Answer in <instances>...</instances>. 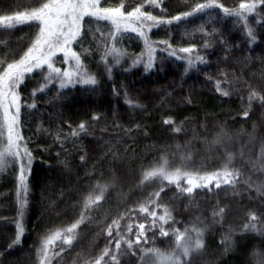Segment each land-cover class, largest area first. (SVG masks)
<instances>
[{
	"label": "trees",
	"instance_id": "16d2710c",
	"mask_svg": "<svg viewBox=\"0 0 264 264\" xmlns=\"http://www.w3.org/2000/svg\"><path fill=\"white\" fill-rule=\"evenodd\" d=\"M41 2L0 0V15L30 10ZM102 2L104 6H114L121 0ZM123 2L130 10L143 0ZM196 2L198 0H165L164 8L167 15H176L188 11ZM221 2L233 8L240 0ZM144 9L162 14L159 8L144 5ZM260 15H264V9L252 14L248 21L257 36L251 43L242 22L235 16H226L220 9L211 13V19L207 14L197 15L179 24L174 22L171 26L152 28L148 32L151 41L170 39L177 49L197 45L193 56L202 55L205 62L187 73L186 61L160 51L162 46L157 47L153 69L146 72L143 64L133 66V59L146 54L144 39L131 31L119 34L117 46L127 55L120 65L114 66L111 77L100 63L96 41L88 31L89 26L95 30L96 24L86 23L81 44L83 48H91L92 54L84 53L81 44L74 47L82 53L89 71L97 74L98 83L95 86H69L59 94L55 86H50L46 93L37 94L35 110L23 108L21 132L34 160L28 172V191L26 194L20 191L19 197V165L12 163L0 172V252H3L0 264H36L35 249L41 237L74 222L83 210V196L91 186L97 181L105 183L116 177L100 207L85 210L93 223L80 227L74 247L62 254V261L57 260L56 264H73L78 253L81 254L80 264L82 258H95L105 247V235L100 234L101 227L96 221L103 220L106 215L114 216L125 206L131 207L158 190L159 180L146 187L137 186L142 177V166L158 162L161 156L167 155L171 166L175 167L180 164L182 153L191 152L189 168L211 172L225 162V150L235 154L233 166L244 173L235 188L222 185L216 189L213 185L211 191L196 189L190 203L188 198L170 199L176 191L175 185H171L161 202L171 205L172 215L178 221L176 225L169 222L173 227L183 229L192 223L203 226L196 217L208 225L204 237L206 248L202 254L194 255L193 264H254L252 252L264 250V235L251 230L245 232L243 225L248 221L249 213L255 211L261 217L258 226L264 228V194H258L254 187L249 188L244 180L251 176L254 182L264 181V171L254 169L251 163L257 160L264 146V106L253 102L248 117H244L242 111L248 106L250 89L247 85L264 92V23H257ZM202 23L208 32L213 28L217 30L208 47L205 46L208 37L198 30ZM101 28L108 33L111 25L102 22ZM37 31L35 22L12 27L0 25V41H6V45L0 44V57L7 54L9 61L19 58ZM222 72L233 81L230 96H223L215 89V80H223ZM39 80L37 74L21 88L22 98L29 103L32 89L38 86ZM128 99L138 103L139 107L130 106ZM94 114H99L100 119L93 121ZM168 116L173 117L176 124L183 122L181 132L174 133L175 125L163 123ZM81 121H85L88 128L78 138L69 137L62 147L55 139L57 129L62 128L64 135L69 131L68 122L75 127ZM221 128L232 139L225 137L222 145H213L211 141ZM128 129H131L130 134H126ZM178 144L182 146L179 151ZM81 155L86 156V163L80 160ZM25 199L22 244L9 251L7 244L14 238L20 202ZM217 205L226 208L220 222L214 221L212 216ZM148 235L151 241V230ZM225 236H231V241L222 243ZM132 238H135L134 234ZM172 241L174 237H160L156 231V247L167 249ZM145 246L153 244L150 242ZM112 247L114 250V245ZM54 250L58 251V248ZM121 264H139V248L136 254L128 251L122 255Z\"/></svg>",
	"mask_w": 264,
	"mask_h": 264
},
{
	"label": "snow or ice",
	"instance_id": "6c2138e0",
	"mask_svg": "<svg viewBox=\"0 0 264 264\" xmlns=\"http://www.w3.org/2000/svg\"><path fill=\"white\" fill-rule=\"evenodd\" d=\"M164 2L165 0H143V3L136 4L135 7L127 10L123 0L114 6H104L102 0H42L39 6L32 7L30 10L16 11L11 15H0V25L12 27L35 22L38 27L30 46L19 58L9 61L6 58L7 54L0 57V172L5 171L12 163L19 165L18 197L20 191L25 194L28 191V172L34 160L33 152L21 132L23 108L26 106L30 110H35L37 94L46 93L50 90V86H55L59 94L60 90L69 86L77 84L95 86L98 83L97 74L89 71L82 53L74 47L76 44H81L85 37L86 23L96 24L95 30L89 26L88 31L92 33V39L96 41V50L100 52V63L103 64L109 77L112 75L114 66L120 65L127 55L126 51L117 44L118 35L128 31L137 33L144 39L147 59L143 58L142 53L132 60V65L143 63L146 72L155 67V53L158 46H162L160 51L167 52L169 56L186 61L185 73L205 62L204 56L199 54L193 56V53L197 52L196 44L177 49L170 39L151 41L148 38V32L154 27L171 26L174 22L179 24L197 15L207 14L211 19V13L215 9H220L226 16H235L238 21L242 22L250 43L257 40L248 21L252 14L257 13L259 9H264V0H240V3L233 8L225 6L221 0H198L188 11H181L176 15L166 14ZM144 5L154 9L159 8L162 14H153V11L145 10ZM86 17L89 18L87 21ZM102 22L111 25L108 33L102 30ZM257 23H264V15L258 16ZM198 30L208 37L205 39V46H210L209 40L217 34V30L213 28L212 32H208L203 23L199 25ZM0 44L6 45V41H0ZM81 47L83 48L82 44ZM83 52L91 55L92 49L83 48ZM181 53L185 55H180ZM37 74L40 80L38 86L32 89L29 103L22 98L21 88L28 79L35 78ZM221 76L223 80H215V89L223 96H230L232 93L229 88L233 81L228 79L226 72H222ZM225 84L229 87H225ZM247 87L250 91L247 97L248 106L242 111L244 117L249 116L253 102H259L264 106V92L258 91L251 85ZM188 102L191 103L190 98ZM127 103L130 106L139 107L138 103L131 99H128ZM91 119L97 121L100 116L94 114ZM163 123L169 126L175 125L172 129L174 133L183 130V122L176 124L171 116L166 117ZM68 127L69 131L64 135L61 134L62 128L57 129L55 133V139L61 143L62 147L69 137L78 138L80 133L88 128V124L81 121L73 127L71 122H68ZM136 127L138 128L139 125ZM130 133L131 129H128L126 134ZM225 137L232 139L221 128L211 143L222 145ZM252 139H255V136ZM181 147L179 144L176 146L178 151ZM241 156H243V151H241ZM234 159L235 154L225 150V162L220 168L211 172L189 168L192 160L191 152L182 153L180 164L175 167L171 166L167 155L161 156L158 162L142 166V177L137 186L146 187L150 182L159 180L158 190L150 192L143 200L131 207L125 206L123 211L117 212L114 216L106 215L103 220L96 221L101 227L100 234L105 235V247L95 258H82V264H121V256L128 251L136 254L137 248H139V264H193L194 255L202 254L206 248L204 237L208 225L196 217V221L203 226H197L196 223L186 225L183 229L171 226L178 224V221L172 215L170 203L161 202L162 197L167 195L165 190L171 185H175L176 191L170 199L188 198L190 203L196 189L206 188L211 191L213 185L216 189H220L222 185L235 188L244 173L242 169L233 166ZM80 160L86 163V156L81 155ZM251 163L254 169L264 171V146L257 160ZM116 179L113 177L111 181L105 183L97 181L91 186L87 195L83 196V210L78 218L67 227L57 228L41 237L40 244L35 249L36 264H56L57 260L62 261V254L71 250L78 240L80 227L86 223H93V219L85 210L99 208L100 202L106 198V193L114 186ZM165 181L167 183H164ZM244 183L249 188L254 187L258 194H264V181L257 183L249 176ZM26 203V199L20 202V218L15 220L14 238L7 244L9 251L22 244L25 232L22 218ZM160 209L162 211H158ZM225 213L226 208L217 205L212 210L213 220L222 221ZM260 219L261 217L255 211L250 212L248 221L243 225V230L245 232L251 230L264 235V228L259 227L257 223ZM125 221H127L126 224ZM149 230L152 231L151 241L148 235ZM157 230L160 237H174V241L167 249L155 246ZM228 241H231V236L223 237L221 242ZM150 242L153 246H145ZM56 248L58 251L54 250ZM0 255H3V252H0ZM80 258L81 254L78 253L73 264H80ZM252 258L254 264H264V250H253Z\"/></svg>",
	"mask_w": 264,
	"mask_h": 264
},
{
	"label": "rangeland",
	"instance_id": "374dc122",
	"mask_svg": "<svg viewBox=\"0 0 264 264\" xmlns=\"http://www.w3.org/2000/svg\"><path fill=\"white\" fill-rule=\"evenodd\" d=\"M144 57H145V60H146V59H147V55L145 54ZM140 64H143V63H140ZM143 66H144V65H143Z\"/></svg>",
	"mask_w": 264,
	"mask_h": 264
}]
</instances>
